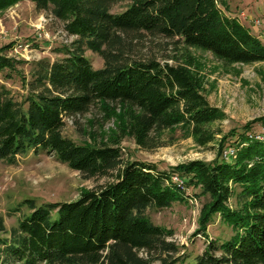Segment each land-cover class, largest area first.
Listing matches in <instances>:
<instances>
[{"label": "trees", "instance_id": "16d2710c", "mask_svg": "<svg viewBox=\"0 0 264 264\" xmlns=\"http://www.w3.org/2000/svg\"><path fill=\"white\" fill-rule=\"evenodd\" d=\"M22 0H0V12ZM76 39L65 56L41 61L18 101L0 87V162L9 165L31 153L55 156L84 179H106L78 200L36 208L19 221L9 238L0 236V264H264V137L252 132L225 135L217 125L226 115L208 102L200 66L191 50L211 53L226 65L264 61V42L229 17V0H32ZM129 7L120 14V3ZM176 40L186 50L174 64L134 59L132 44L146 37ZM90 51L104 67L95 70ZM16 63L0 56V74ZM100 108L116 130L97 144L79 145L64 137L65 120ZM186 129L199 146L218 142L212 162L191 161L172 170L131 161L121 144L133 139L142 150L161 147L163 133ZM218 137H221L220 140ZM95 142V138L91 136ZM234 156L227 160L225 151ZM187 187L208 197L200 224L220 215L234 231L224 243L208 242L190 259L173 241L172 230L154 225L147 211L185 201ZM239 189L238 204H230ZM0 221V233H5Z\"/></svg>", "mask_w": 264, "mask_h": 264}, {"label": "rangeland", "instance_id": "374dc122", "mask_svg": "<svg viewBox=\"0 0 264 264\" xmlns=\"http://www.w3.org/2000/svg\"><path fill=\"white\" fill-rule=\"evenodd\" d=\"M129 5L128 2L120 3L112 13H123ZM228 5L229 10L222 8L223 14L237 18L264 42V0H229ZM75 41L65 32L60 21L49 12L38 11L32 0H22L0 12V56L16 63L15 70L0 74V87L4 86L16 100L22 101L28 95L27 84L32 80L36 65L44 60L55 62L62 59L64 49L70 48ZM190 53L199 63L205 97L211 106L226 115L225 120L217 125L225 135L233 130L242 133L248 123L264 117V61L226 65L209 52L191 50ZM131 54L137 60L152 58L174 64L183 59L186 50L177 39L147 36L132 44ZM85 56L95 70L104 67L100 56L90 51H86ZM116 126L117 118L108 120L96 107L89 114L66 119L63 135L79 145L98 144L101 138L112 134ZM251 129L258 137H264V128L260 124L252 125ZM121 148L126 159L154 165L160 171L197 160L209 163L218 155V142L199 146L182 127L163 133L161 147L157 149L142 150L130 138L124 139ZM174 178L173 182L182 188L185 201L176 202L168 209H150L147 216L154 225L172 230V240L181 247V253L193 259L204 252L208 242L224 243L234 231L220 215L214 216L203 229L200 218L208 197L201 195L200 188L187 187L183 178L177 177L178 181ZM106 182V179H84L79 172L48 154L31 153L18 158L14 165L0 162V221L6 230L0 236L9 238L19 221L32 213L26 201H32L36 208L74 202L82 191ZM235 190L236 195L230 202L233 208L237 207L240 193L239 189Z\"/></svg>", "mask_w": 264, "mask_h": 264}, {"label": "built area", "instance_id": "2783aa9c", "mask_svg": "<svg viewBox=\"0 0 264 264\" xmlns=\"http://www.w3.org/2000/svg\"><path fill=\"white\" fill-rule=\"evenodd\" d=\"M257 139L262 140L261 137H258ZM234 153H235V152H234L232 149H227V150L225 151V157H226V158H232V157L234 156ZM174 180L178 181V178L175 177Z\"/></svg>", "mask_w": 264, "mask_h": 264}]
</instances>
